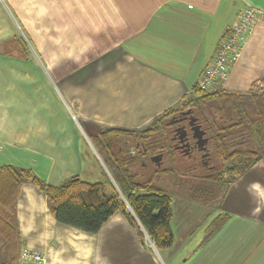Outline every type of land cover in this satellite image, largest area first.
Instances as JSON below:
<instances>
[{"label":"crops","instance_id":"obj_1","mask_svg":"<svg viewBox=\"0 0 264 264\" xmlns=\"http://www.w3.org/2000/svg\"><path fill=\"white\" fill-rule=\"evenodd\" d=\"M248 6L264 13V0H0V169L30 170L52 187L97 183L86 142L146 131L179 108ZM260 84L262 21L223 90L250 95ZM177 201L168 250L142 240L121 213L97 234L62 225L31 183L16 219L22 248L46 264H264V159L225 190L215 233L209 224L195 239L215 211Z\"/></svg>","mask_w":264,"mask_h":264},{"label":"trees","instance_id":"obj_2","mask_svg":"<svg viewBox=\"0 0 264 264\" xmlns=\"http://www.w3.org/2000/svg\"><path fill=\"white\" fill-rule=\"evenodd\" d=\"M256 88L250 95H234L224 90L208 94L195 86L179 108L163 114L150 129L143 132L113 129L93 138L113 182L106 178L104 182L90 184L76 177L52 187L30 170L1 168L0 264H20L23 248L16 206L25 183L33 184L42 192L56 221L62 225L97 234L111 217L121 213L142 240L145 236L141 228L156 249H171L175 243L171 228L173 199L154 184V178L158 174L173 176L176 169L154 167L150 175L144 169L153 163L152 157L172 154L167 136L169 120L183 110L195 111L209 131L213 165L217 171L226 168L225 175L219 176L222 171H214L198 178L218 183L227 175V184L231 185L264 159V90L257 92ZM225 221L213 220L210 232L218 231Z\"/></svg>","mask_w":264,"mask_h":264},{"label":"rangeland","instance_id":"obj_3","mask_svg":"<svg viewBox=\"0 0 264 264\" xmlns=\"http://www.w3.org/2000/svg\"><path fill=\"white\" fill-rule=\"evenodd\" d=\"M257 92H261L264 90V84H260L256 88ZM193 91V90H192ZM86 152L87 156L89 158V167L87 168L89 173L88 176L90 177V172L96 176L100 177V180L98 182H104L106 178H109L113 182V178L111 177V174L108 170V168L105 166L98 148H96L91 140L86 142ZM177 160V159H176ZM166 168L168 170L170 167H172V164L167 160ZM181 163V162H180ZM153 164V166H152ZM150 165L145 166V170L148 172V174H152L154 169V163ZM183 167H178V170L175 171L174 175H165V174H158L154 178V184L157 187L163 188L167 191V193L172 197L174 200V204H177V200H187L188 202H193V205L199 204L200 206H203L205 208H212L215 211V208L221 204L222 197L225 193V190L228 188L227 181H229L228 176L226 175L224 177V180L222 182L213 183V182H206L202 179L198 178V174L194 172L189 173H183ZM217 171V170H216ZM219 171V170H218ZM217 171V172H218ZM222 171L219 173V176L225 175L226 168L225 166L223 169H220ZM219 171V172H220ZM224 171V173H223ZM213 173V172H212ZM214 176L217 175V173L212 174ZM83 179H86L83 176ZM144 179H146L144 177ZM143 179V180H144ZM85 181V180H83ZM86 182V181H85ZM97 182V183H98ZM90 184H96L88 182ZM196 190H203L201 193L197 192ZM195 211V208H193ZM204 211V210H202ZM219 214L218 211H215V213L211 214L209 218H207L205 224L197 230L196 234L194 235V238L197 239L199 236H201V231L204 230L209 224H211L212 220ZM194 239V241H195ZM187 260L186 256L183 258V262Z\"/></svg>","mask_w":264,"mask_h":264},{"label":"built area","instance_id":"obj_4","mask_svg":"<svg viewBox=\"0 0 264 264\" xmlns=\"http://www.w3.org/2000/svg\"><path fill=\"white\" fill-rule=\"evenodd\" d=\"M264 22V13L248 6L239 13L235 24L222 36L215 51L214 58L203 70L198 88L208 94L223 90L230 68L242 57L249 35L257 22ZM143 230L146 242L153 248L155 245ZM46 255L40 252L23 249L20 264H46Z\"/></svg>","mask_w":264,"mask_h":264},{"label":"flooded vegetation","instance_id":"obj_5","mask_svg":"<svg viewBox=\"0 0 264 264\" xmlns=\"http://www.w3.org/2000/svg\"><path fill=\"white\" fill-rule=\"evenodd\" d=\"M190 110H183L169 120L167 136L170 141L168 146L171 147L172 154L169 156L162 153V159H156L154 163L155 168H166L167 160H169L172 164L169 170H178V167H183V173L194 172L200 176L216 171L217 168L213 165L211 157L212 149L209 131L206 130L193 109L191 114H187ZM192 115L197 117L199 125L207 132L205 136V138H209L207 145L203 140L193 138L189 123Z\"/></svg>","mask_w":264,"mask_h":264},{"label":"water","instance_id":"obj_6","mask_svg":"<svg viewBox=\"0 0 264 264\" xmlns=\"http://www.w3.org/2000/svg\"><path fill=\"white\" fill-rule=\"evenodd\" d=\"M187 114H191V110L187 112ZM190 126H191V133L194 139H201L205 142V144L207 145L209 142V138H205V136L207 135V132L205 130L202 129L201 125H199L198 123V119L195 116H191L190 117ZM156 159H162V155H157L155 157H152V162L155 163Z\"/></svg>","mask_w":264,"mask_h":264}]
</instances>
